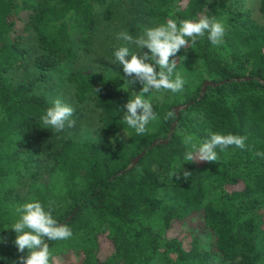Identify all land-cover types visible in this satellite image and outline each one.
I'll list each match as a JSON object with an SVG mask.
<instances>
[{"label": "trees", "instance_id": "obj_1", "mask_svg": "<svg viewBox=\"0 0 264 264\" xmlns=\"http://www.w3.org/2000/svg\"><path fill=\"white\" fill-rule=\"evenodd\" d=\"M114 2L0 0V264H264V23L237 0H125L202 67L184 79L176 51L142 67L114 49L119 73L74 72L105 136L78 142L35 85L74 57L75 39L92 43ZM24 12L43 52L38 76L13 82L30 57L16 34ZM141 74L164 96L148 111L128 91ZM206 80L216 85L203 93ZM40 156L52 167L14 194Z\"/></svg>", "mask_w": 264, "mask_h": 264}, {"label": "rangeland", "instance_id": "obj_2", "mask_svg": "<svg viewBox=\"0 0 264 264\" xmlns=\"http://www.w3.org/2000/svg\"><path fill=\"white\" fill-rule=\"evenodd\" d=\"M114 16L105 20L94 35L89 46L74 40L75 55L72 58H60L56 68L47 75V80L38 81L35 91L44 94L59 107L56 126L65 129L67 135L78 142L86 140L100 141L105 138L101 130V109L95 100L86 98L79 100L77 86L72 80V74L78 70L94 72L96 74L111 72L119 73L121 63L112 55L114 49L123 50L133 63L146 66L154 57L161 59L166 54L176 51L180 63V73L184 79L195 78L201 69L200 60L190 50L178 46V38L162 41L158 37V28L148 21L136 20L128 9L125 0H114ZM239 9L247 10L259 23H264V15L260 10V0H237ZM99 11H103L101 7ZM28 14L22 13L17 21L16 34L21 38V43L30 51L29 62L21 67L8 71L7 75L13 82H19L26 77L38 76L34 64L35 55L43 50L39 47L36 32L26 26ZM137 21V23L135 22ZM135 22V24H133ZM123 68L128 69L127 66ZM130 73V72H129ZM130 95L141 101L143 108L148 111L164 100L160 92H156L151 85L148 75L141 74L131 78L128 84ZM127 139L128 134H122ZM53 162L45 156H40L33 164L32 170L20 178L14 194L29 196L38 185L42 175L52 167ZM9 237L0 230V244H6ZM75 260V259H74ZM76 261V260H75ZM61 264H70L68 258L61 260Z\"/></svg>", "mask_w": 264, "mask_h": 264}, {"label": "water", "instance_id": "obj_3", "mask_svg": "<svg viewBox=\"0 0 264 264\" xmlns=\"http://www.w3.org/2000/svg\"><path fill=\"white\" fill-rule=\"evenodd\" d=\"M209 84L216 85L215 82L210 81V80H206L205 83H204V86H203V90H202L203 93L206 91V88H207V86H208ZM184 107H187V105H178V106L175 108V110L178 111V110H180V109H182V108H184ZM175 125H176V123H174V125H173V127H172V131L174 130ZM171 135H172V133L169 134V138L171 137ZM161 141H163V140H161ZM166 141H167V140H164V142H166ZM156 143H157V142H155L152 146H154ZM145 152H146V150H144L139 156L135 157V158L133 159V161H132V165H131L130 167L135 166V165L139 162L140 158L145 154ZM130 167H128V169H129ZM126 170H127V169H126ZM126 170H122V171H120L118 174H122V173L125 172ZM71 217H72V216H71ZM71 217H69V219H70ZM69 219H68V220H69ZM61 226H62V224L60 225V227H61Z\"/></svg>", "mask_w": 264, "mask_h": 264}]
</instances>
